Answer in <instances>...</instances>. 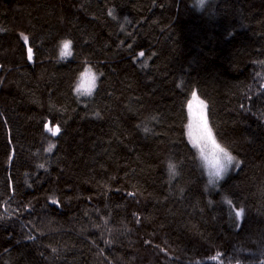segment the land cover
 <instances>
[{
    "label": "trees",
    "instance_id": "obj_1",
    "mask_svg": "<svg viewBox=\"0 0 264 264\" xmlns=\"http://www.w3.org/2000/svg\"><path fill=\"white\" fill-rule=\"evenodd\" d=\"M0 264H264V0H0Z\"/></svg>",
    "mask_w": 264,
    "mask_h": 264
},
{
    "label": "snow or ice",
    "instance_id": "obj_2",
    "mask_svg": "<svg viewBox=\"0 0 264 264\" xmlns=\"http://www.w3.org/2000/svg\"><path fill=\"white\" fill-rule=\"evenodd\" d=\"M200 3L202 5L203 0H200ZM111 14L112 13L110 12L109 15H111ZM25 39H27V38L25 37ZM71 55H72L71 41L65 40L62 42V47L60 48V58L63 59L66 57H70ZM141 55H143V53H141ZM29 57L31 58V49H29ZM84 75H85L84 73H81V76H84ZM92 79H93L92 88L94 89L96 87V75L94 73H92ZM76 91L80 95H91L92 94L91 89L87 90L86 92L81 91V88L79 85L77 86ZM194 100H198V97H197L195 92L192 93V100H189V102H188L189 108L192 107ZM199 103L202 106V108L206 107V105H204L203 101H199ZM48 130L51 131L53 133V135H55L57 132H59V128H55V129L50 128ZM144 131L148 132L149 129L144 128ZM190 134H192V133H190ZM205 141L211 143L212 152H211V155H209L208 153H206L205 149L203 147H201L200 148V156L203 159L205 165L209 169L208 175H209L210 179H209L208 183L212 184V183H214L215 180H220L222 178V173L226 172V169L224 168V166L220 162L221 161V154H226V150L224 148H222L219 144L216 143L215 139L213 138L211 130L208 128V125L206 123V120L204 118V114L202 111L201 115H200V117L197 120V123L195 125L194 143L196 145H200ZM52 148H53V145L50 144L47 151L51 152ZM228 160L231 162L232 157L228 156ZM238 163L239 162L237 161V166H238ZM39 167L44 168V165L41 164V165H39ZM168 169H169L170 174L175 173V165L174 164L169 163ZM241 214H242V210L238 211L236 213V216L239 217ZM213 259H216V258L213 257Z\"/></svg>",
    "mask_w": 264,
    "mask_h": 264
},
{
    "label": "clouds",
    "instance_id": "obj_3",
    "mask_svg": "<svg viewBox=\"0 0 264 264\" xmlns=\"http://www.w3.org/2000/svg\"><path fill=\"white\" fill-rule=\"evenodd\" d=\"M196 2L200 8H203L205 3H206V0H203L202 5L200 3V0H196ZM81 73H84L85 75L81 76ZM81 73L77 77L75 87L77 88V86L79 85L81 88V91L86 92L87 90L91 89L93 92V90H94L92 88V84H93L92 73H94L93 68L92 67H86L83 69V71ZM97 80H98V76L96 75V82H97ZM143 131H144V129H143ZM225 150H226V154H221V161L220 162L224 166V168L226 169L225 173H227L229 168H230V165L236 160V157L227 149H225ZM228 156L232 157L231 162L228 160ZM209 179H210V177L208 175V181H209Z\"/></svg>",
    "mask_w": 264,
    "mask_h": 264
},
{
    "label": "rangeland",
    "instance_id": "obj_4",
    "mask_svg": "<svg viewBox=\"0 0 264 264\" xmlns=\"http://www.w3.org/2000/svg\"><path fill=\"white\" fill-rule=\"evenodd\" d=\"M208 2V1H207ZM61 47H62V45H61ZM67 58H69V57H67ZM95 74V73H94ZM96 75V74H95ZM98 81V80H97ZM79 96H80V98H84L85 96L84 95H80V94H78ZM197 95V94H196ZM90 96H87L86 98H89ZM197 97H198V100L199 101H203L198 95H197ZM192 100V99H191ZM196 100H194L193 101V104H192V107L191 108H189V110L191 111V125H190V118H189V132L190 133H194V131H195V125H196V123H197V120L199 119V117H200V115H201V112H197L196 110L197 109H199V108H201V106L199 105L200 103H197V102H195ZM198 101V102H199ZM204 102V101H203ZM204 105H206V103L204 102ZM204 109H205V114H204V118H205V120L207 119V117H206V111H207V108L206 107H204ZM207 121V120H206ZM208 122V121H207ZM206 122V123H207ZM191 126V127H190ZM56 128H58V126H55ZM59 131H60V129H59ZM191 136H192V134H190ZM213 135V134H212ZM205 142H207V141H205ZM208 143H210V142H208ZM211 144V143H210ZM219 144V143H218ZM208 146H209V144H205V146L203 147L204 149H205V151L207 152L208 151V154L209 155H211V152H212V148H210V149H207L208 148ZM221 146V145H220ZM222 147V146H221ZM223 148V147H222ZM203 160V159H202ZM204 162V161H203ZM233 170V166H232V164L230 165V168H229V170H228V172L227 173H224V174H222V178H224V177H226L231 171ZM221 178V179H222ZM220 179V180H221ZM220 180H218L217 182H214V183H212V185L213 186H217L218 185V182L220 181Z\"/></svg>",
    "mask_w": 264,
    "mask_h": 264
},
{
    "label": "water",
    "instance_id": "obj_5",
    "mask_svg": "<svg viewBox=\"0 0 264 264\" xmlns=\"http://www.w3.org/2000/svg\"><path fill=\"white\" fill-rule=\"evenodd\" d=\"M47 128L49 129L50 128V124H48L47 125ZM56 127H54L53 129H55ZM60 133V131L59 132H57L56 134H59Z\"/></svg>",
    "mask_w": 264,
    "mask_h": 264
}]
</instances>
